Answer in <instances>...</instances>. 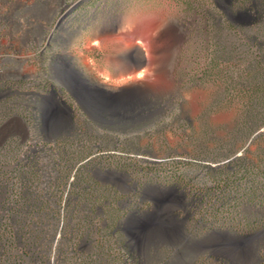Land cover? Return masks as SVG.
I'll use <instances>...</instances> for the list:
<instances>
[{
	"label": "rangeland",
	"instance_id": "obj_1",
	"mask_svg": "<svg viewBox=\"0 0 264 264\" xmlns=\"http://www.w3.org/2000/svg\"><path fill=\"white\" fill-rule=\"evenodd\" d=\"M5 1L0 13L15 22L0 26V82L10 86L0 90V149L35 151L96 122L97 146L81 151L80 164L88 161L95 179L115 189L119 208L138 199L147 208L123 226L138 249H176L173 264H219L209 255L261 264L264 233L201 230L203 209L179 182L182 173L193 188L210 185L191 166L199 146L228 140L246 107L242 37L258 26L244 0ZM126 51L142 66H118ZM47 78L55 87L62 80L69 94L50 93ZM67 96L79 100L67 107ZM56 157L42 152L39 163Z\"/></svg>",
	"mask_w": 264,
	"mask_h": 264
},
{
	"label": "trees",
	"instance_id": "obj_2",
	"mask_svg": "<svg viewBox=\"0 0 264 264\" xmlns=\"http://www.w3.org/2000/svg\"><path fill=\"white\" fill-rule=\"evenodd\" d=\"M244 2V13L253 12L258 26L242 37L248 65L239 87L246 107L228 140L212 149L199 146L191 166L210 185L193 188L182 173L179 182L203 209L201 230L249 238L264 233V0ZM8 15L0 13L3 28L15 22ZM94 131L83 126L30 152L10 143L0 149V264H173L176 249L141 251L123 229L129 215L148 212L142 201L119 208L115 189L95 179L88 161L80 164L81 151L97 146ZM42 152L57 157L42 165ZM9 163L14 167L7 171ZM259 250L264 264V246Z\"/></svg>",
	"mask_w": 264,
	"mask_h": 264
},
{
	"label": "crops",
	"instance_id": "obj_3",
	"mask_svg": "<svg viewBox=\"0 0 264 264\" xmlns=\"http://www.w3.org/2000/svg\"><path fill=\"white\" fill-rule=\"evenodd\" d=\"M134 59H132V57H131V55L128 57V56H123L122 57V60H120V59H117V60H115V62H116V64L118 65V66H121V67H123L124 69H127V70H129V69H131V68H139V67H141L142 65V60H140V59H138V56H136V59L133 61ZM52 62H55V60L53 59L52 60ZM55 64L54 63H52V64H50V68L52 67L53 68V66H54ZM139 65V66H138ZM47 79H49V82H50V86L52 87V89H54V88H58V89H61V90H58V92H60L61 94H65V93H68L69 94V92H68V90L65 88V87H67L66 86V83H64L62 80H61V83H63V86H61L60 85V87H55V86H57V82L56 81H54L53 80V82H51L50 81V78H47ZM70 91V90H69ZM63 104L65 105V100H63Z\"/></svg>",
	"mask_w": 264,
	"mask_h": 264
},
{
	"label": "flooded vegetation",
	"instance_id": "obj_4",
	"mask_svg": "<svg viewBox=\"0 0 264 264\" xmlns=\"http://www.w3.org/2000/svg\"><path fill=\"white\" fill-rule=\"evenodd\" d=\"M52 91H54V89L52 90ZM66 94H68V93H66ZM72 97V96H71ZM71 97L70 96H67V100L65 101V105L67 106V107H69L71 104H72V99L74 98H72L71 99ZM74 100V99H73ZM73 112H75V111H73ZM76 114V112L75 113H73V115H75ZM84 127H90V128H93V129H97V125H96V122L95 123H93L91 120H87V121H82V122H80ZM103 123V122H102ZM105 123L106 124H108L109 126H116V125H118L119 123H117V122H112V121H105ZM106 130H108L109 132H117V129H115V128H111V127H107V129Z\"/></svg>",
	"mask_w": 264,
	"mask_h": 264
},
{
	"label": "built area",
	"instance_id": "obj_5",
	"mask_svg": "<svg viewBox=\"0 0 264 264\" xmlns=\"http://www.w3.org/2000/svg\"><path fill=\"white\" fill-rule=\"evenodd\" d=\"M6 82H4V81H2V82H0V90L1 89H8V88H10V86H8L7 85V83L5 84ZM12 86V85H11ZM51 87V86H50ZM53 89H52V87L51 88H49V92L50 93H53V91H52Z\"/></svg>",
	"mask_w": 264,
	"mask_h": 264
},
{
	"label": "water",
	"instance_id": "obj_6",
	"mask_svg": "<svg viewBox=\"0 0 264 264\" xmlns=\"http://www.w3.org/2000/svg\"><path fill=\"white\" fill-rule=\"evenodd\" d=\"M74 97H75V96H74ZM75 98H76V97H75ZM76 100L78 101L79 99L76 98ZM260 132H261V131H257V132H256V135L259 134ZM152 227H154V226H151V228H152ZM225 234H229V233L225 232Z\"/></svg>",
	"mask_w": 264,
	"mask_h": 264
},
{
	"label": "bare ground",
	"instance_id": "obj_7",
	"mask_svg": "<svg viewBox=\"0 0 264 264\" xmlns=\"http://www.w3.org/2000/svg\"><path fill=\"white\" fill-rule=\"evenodd\" d=\"M140 54V53H139ZM122 56H128V51L124 52ZM139 66V65H138ZM138 69V68H137ZM142 72V71H141Z\"/></svg>",
	"mask_w": 264,
	"mask_h": 264
}]
</instances>
